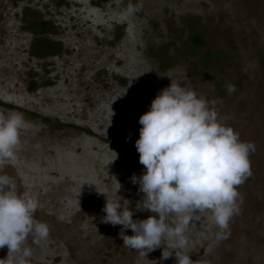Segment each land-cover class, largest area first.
<instances>
[{"label":"rangeland","instance_id":"rangeland-1","mask_svg":"<svg viewBox=\"0 0 264 264\" xmlns=\"http://www.w3.org/2000/svg\"><path fill=\"white\" fill-rule=\"evenodd\" d=\"M129 3L139 11L122 18ZM38 21L49 22L50 32L35 35ZM194 32L205 39L195 51ZM37 38L52 40L58 52L34 56ZM170 82L193 89L254 146L228 238H215L205 211L180 251L193 264H264V0H0V112L20 113L27 124L15 165L0 174L37 197L34 218L49 229L40 245L26 241L29 264H158L159 248L146 259L125 248L120 226L102 223L101 209L118 184L130 209L142 195L129 179L143 171L134 147L138 117ZM89 196L100 201L96 214L82 209Z\"/></svg>","mask_w":264,"mask_h":264},{"label":"clouds","instance_id":"clouds-1","mask_svg":"<svg viewBox=\"0 0 264 264\" xmlns=\"http://www.w3.org/2000/svg\"><path fill=\"white\" fill-rule=\"evenodd\" d=\"M138 11L139 5L129 3L121 16ZM227 91H235L234 86L228 85ZM138 124L134 147L143 171L129 179L142 195L130 209L129 201L117 195L118 184L112 198L103 195L101 222L119 225L122 245L145 259L159 248L158 264L169 257H174V264H193L180 251L187 245L186 230L199 220V213L210 211L218 228L215 238H228L229 221L239 213L237 188L251 175L248 156L254 146L219 122L215 108L193 89L174 82L155 94ZM26 127L22 114L0 112V168L15 165L20 133ZM38 207L32 192L18 191L13 177L0 174V249H6L0 264H29L33 253L28 238L34 245L48 239L47 224L34 218ZM137 211L155 215L134 220ZM125 229L132 234L126 235Z\"/></svg>","mask_w":264,"mask_h":264},{"label":"trees","instance_id":"trees-1","mask_svg":"<svg viewBox=\"0 0 264 264\" xmlns=\"http://www.w3.org/2000/svg\"><path fill=\"white\" fill-rule=\"evenodd\" d=\"M51 25L47 21H38L33 22L30 27V30L37 35L42 36L47 34L51 30ZM205 44L204 35L198 32L192 33L189 38V45L190 49L197 50L200 47H203ZM57 46V47H56ZM59 47L58 45L50 39L47 38H37L34 43L32 44V50L34 56L43 58L51 53L58 52ZM212 57L210 52H206L204 62L209 58ZM217 59V58H216ZM33 86V84H31ZM82 209L90 214H96L100 210V201L98 198L89 196L82 201Z\"/></svg>","mask_w":264,"mask_h":264}]
</instances>
